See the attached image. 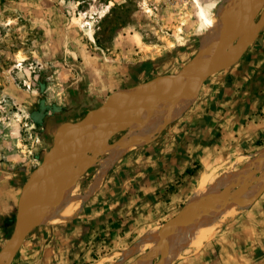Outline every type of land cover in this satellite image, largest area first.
<instances>
[{
    "label": "rangeland",
    "instance_id": "1",
    "mask_svg": "<svg viewBox=\"0 0 264 264\" xmlns=\"http://www.w3.org/2000/svg\"><path fill=\"white\" fill-rule=\"evenodd\" d=\"M220 7L222 12L217 19ZM201 15L216 17V27L211 30L213 38ZM263 15L264 0H0V230L5 229L0 250L14 233L24 186L42 166L63 130L99 109L113 94L112 100L134 85L185 68L200 55L204 42L209 44L212 40L204 57L208 52L207 60L215 62L225 60L229 50L238 43L243 46L255 44ZM255 56L254 52L249 53L234 66ZM231 68L204 78L200 92L212 78L226 74ZM196 84L199 92L200 84ZM146 107L143 109L147 110ZM190 107L172 123L183 122ZM130 112L106 118L93 125V129L91 127L94 132L85 131L82 137L79 135L69 160L52 161L47 173L34 181L37 184H33L35 190L32 187V193L30 190L31 198L38 199L37 195L45 198L53 187H61V181L64 186L71 185L74 194L85 191L97 173L100 160L94 158L93 161L90 149L102 150L96 145L105 142L112 146L122 137L126 129H120L113 136L106 132ZM164 128L154 136L162 133ZM155 137L114 163L100 187L101 192H105L103 198L93 194L64 224H37L9 264H84L79 254L89 253V249L94 252L93 264H176L200 254L221 234L231 231L235 220L262 194L263 147L249 151L247 157L222 154L217 162L193 167L191 192L177 212L171 213L165 208L145 232L138 228L125 232L121 238H113L112 234L120 227H115L114 223L109 227L106 215L100 213L101 208L107 207L101 202L109 198L105 196L108 192H112L111 174L114 171L126 174L131 166L136 167ZM83 139L94 142L90 141L92 144L87 146ZM65 145L58 149L62 157L68 151ZM64 163L67 165L63 167ZM205 176L207 182L199 188L200 180ZM258 181L263 182L262 189L246 200L243 197L246 191L255 187ZM236 204L246 205V209L230 219L220 209ZM208 214L211 223L209 220L206 223L211 226H207V230H212L213 237L210 235L200 249L184 245L186 225L191 222L190 226H194L190 220L194 222L203 217V221ZM92 219L97 223V229L89 225ZM80 238L84 241L82 245ZM89 241L92 243L88 244Z\"/></svg>",
    "mask_w": 264,
    "mask_h": 264
},
{
    "label": "crops",
    "instance_id": "2",
    "mask_svg": "<svg viewBox=\"0 0 264 264\" xmlns=\"http://www.w3.org/2000/svg\"><path fill=\"white\" fill-rule=\"evenodd\" d=\"M254 54L203 86L183 122L166 126L148 144L136 167L126 174H111L112 192L105 195L109 198L101 203L107 207L100 213L106 215L109 227L113 223L120 227L113 238L138 228L145 232L165 208L177 212L191 192L193 167L217 162L222 154L247 157L249 151L264 149V39ZM100 187L95 193L103 198ZM96 224L94 219L89 222L97 229ZM80 243H84L81 238ZM88 252L79 254L81 263L95 261L94 252ZM176 264H264V190L231 231Z\"/></svg>",
    "mask_w": 264,
    "mask_h": 264
},
{
    "label": "bare ground",
    "instance_id": "3",
    "mask_svg": "<svg viewBox=\"0 0 264 264\" xmlns=\"http://www.w3.org/2000/svg\"><path fill=\"white\" fill-rule=\"evenodd\" d=\"M227 7V6H226ZM238 7V6H237ZM201 8V7H200ZM247 8V7H245ZM224 9V8H223ZM203 9H201L202 12ZM246 10V9H245ZM248 10V8H247ZM246 10V11H247ZM218 13L216 16L217 19L220 18L219 15H221L222 12V7H220L218 10ZM226 11V10H225ZM200 12V14H202ZM240 14V13H239ZM224 15V14H223ZM222 15V16H223ZM202 20L205 21L208 29L210 30V36L211 38H213V35L211 33V30L214 29L215 26V20L216 17H212V18H207L204 15H201ZM221 16V17H222ZM244 17V16H243ZM242 18V17H241ZM224 19V18H222ZM226 19V17H225ZM221 19L218 20V22ZM217 22V25H219V23ZM222 21H220L221 23ZM242 34V33H241ZM210 39V37H209ZM210 40L209 44L208 42H204L202 45V51L200 50V55L197 56L195 64L200 65L202 63H207L208 61L210 62V60L208 59V52L206 53L205 57H204V51L209 50L208 48H210V44H211ZM223 42H217L219 45L224 43ZM216 43V42H215ZM214 44V43H213ZM238 44H242V43H238ZM237 44V45H238ZM201 45V44H200ZM210 45V46H209ZM215 45V44H214ZM236 45V46H237ZM209 46V47H208ZM217 46V44H216ZM239 46V45H238ZM215 47V46H213ZM212 48V47H211ZM214 51V49H212ZM211 50V52H212ZM231 51V50H229ZM213 53V52H212ZM211 53V55H212ZM210 55V56H211ZM229 55V54H228ZM227 55V56H228ZM227 56L225 58H227ZM212 60V59H211ZM199 81H192L190 83H186V84H182V86H177L176 88L173 89H169L167 91H165L166 95H165V100L163 99V102L160 104V102H158L156 105L155 103H153V106L150 107L147 110L143 109V107L139 108L138 111H134V113L130 112L126 115L125 118H123L122 120H120L119 122V127L121 128V130L126 129V133L120 137L117 141H115V143L111 146V145H96L98 147H102V150L97 149L96 147L90 149V151L92 152V156L91 158L94 161V158L99 159V162L97 164L98 169H97V173L95 174V177L93 178V181L91 184H89V186L85 189V191H83L81 194H74L73 193V188L70 185V187L64 186L62 185V181L60 182L61 187L58 188L57 187H53L52 190H50V193L45 197V198H41L42 195H37L36 198H32L34 200V203H32L33 207H31V215L33 217L34 221H37L38 223H42L45 225H60V224H64L66 222H68L69 220H71L76 214L77 212L81 209L82 205L87 201L88 198H90L101 186V183L104 179V176L106 175V173L111 169V167L114 165V163L120 159L122 156H124L127 152H129L130 150L145 144L147 142H149V140L151 139V137H155L154 135L159 133L164 126H166L169 123H172L176 120H178L179 118H181L184 114V112L186 111V109L188 107H190L195 98L198 95V84H196ZM121 100L120 97L114 99V101H119ZM136 110V109H135ZM126 120L129 121V123H126ZM111 121V120H109ZM103 124V123H101ZM107 124V123H106ZM95 125V124H94ZM100 126V125H99ZM98 126V127H99ZM102 126V125H101ZM104 126V125H103ZM106 126V125H105ZM113 127V126H112ZM95 128V126H94ZM107 128V127H106ZM93 129V127H92ZM91 128L88 130L89 132L92 130ZM98 128L96 129L97 132ZM100 127H99V131H100ZM95 130H92L91 132H94ZM88 132V133H89ZM90 132V133H91ZM94 134V133H93ZM98 134V133H97ZM92 135V134H91ZM81 136V135H80ZM89 136V134H88ZM82 137V136H81ZM94 137V136H93ZM102 137V136H101ZM96 138V137H95ZM99 138V137H98ZM105 139V138H104ZM99 140V139H98ZM101 142V141H100ZM151 142V141H150ZM87 143V142H86ZM96 143V142H95ZM94 143V144H95ZM98 144V143H96ZM92 147V146H91ZM89 150V149H88ZM58 152V151H57ZM64 152V151H63ZM61 153V152H60ZM259 154V153H258ZM262 155V154H261ZM87 156V155H86ZM78 158V156H76ZM75 157V158H76ZM64 158V157H63ZM95 159V160H96ZM69 160V158L67 159ZM67 160H63V162H66ZM76 160V159H75ZM91 160V159H90ZM259 160V159H258ZM58 161V160H57ZM80 161V160H79ZM59 162V161H58ZM56 163V162H55ZM53 163V164H55ZM262 163V162H261ZM73 164V163H72ZM87 164V162H86ZM62 165V164H61ZM64 165H67V163H64L62 166L64 167ZM56 166V165H55ZM86 168V167H85ZM57 169V168H56ZM75 169V168H73ZM62 170V168L60 169ZM58 171V170H57ZM73 171V170H72ZM76 171V169H75ZM82 171V170H81ZM61 172V171H59ZM57 172V173H59ZM69 172V171H68ZM60 174V173H59ZM70 174V173H69ZM72 174V173H71ZM70 174V175H71ZM78 174V173H77ZM208 174V173H207ZM264 174V173H263ZM76 176V175H75ZM211 176V175H210ZM72 177V176H71ZM73 178V177H72ZM71 178V179H72ZM256 178V177H255ZM259 178V177H258ZM41 179V178H40ZM69 179V178H68ZM241 179V178H240ZM67 180V178H66ZM209 181V180H208ZM66 182V181H64ZM207 182V177H202L199 183V188H201L205 183ZM256 183V182H255ZM254 183V184H255ZM37 184V181L34 185ZM263 184L262 181H258V184L255 187H251L248 191H246L245 195L243 197H245V199L247 200V198H251L253 197L258 190L261 188V185ZM41 184H39L40 186ZM207 186V185H206ZM205 186V187H206ZM35 186H33L34 188ZM38 187V186H37ZM36 187V188H37ZM204 187V186H203ZM218 187V186H217ZM223 187V186H222ZM31 189V193L32 190ZM239 189V188H238ZM262 189V188H261ZM35 190V188H34ZM37 190V189H36ZM208 190V189H207ZM210 190V189H209ZM208 190V191H209ZM242 190V189H241ZM203 191V190H202ZM215 191V190H214ZM260 191V190H259ZM238 192V191H237ZM36 193V191H35ZM205 194V193H202ZM229 194V193H228ZM227 194V195H228ZM35 195V194H34ZM206 195V194H205ZM199 196V195H198ZM223 196V195H222ZM237 196V195H236ZM236 196H234L233 198H235ZM31 197V194L29 195L28 198ZM33 197V195H32ZM227 197V196H225ZM256 197V196H255ZM201 198V197H200ZM198 198V199H200ZM203 199V198H202ZM244 199V200H245ZM253 199V198H252ZM196 200V199H195ZM223 200V199H222ZM236 200H239L236 199ZM241 200V199H240ZM252 201V200H251ZM194 202V201H193ZM196 202V201H195ZM234 202V200H233ZM241 202V201H239ZM237 204H240V203ZM249 202V201H248ZM50 203V206L48 207V204ZM230 203V202H229ZM243 203V202H241ZM245 203V201H244ZM243 203V204H244ZM234 204V203H233ZM224 205L223 207H220L221 210L225 211V216L232 218L235 215L241 213L242 211H244L246 209V205L245 206H240V205ZM242 204V205H243ZM248 204V203H247ZM250 204V203H249ZM192 205V204H191ZM199 207V206H198ZM249 207V206H248ZM193 208V207H192ZM217 209V208H216ZM216 209L213 207V211ZM40 210H43V212L40 213ZM219 210V209H218ZM217 210V211H218ZM247 210V209H246ZM212 211V212H213ZM209 214H211L210 211H208ZM207 212V213H208ZM206 218V220L202 221L201 218L203 219V217L205 216V214L203 215V217L199 218L197 220H195L193 222V219L190 220L192 221V223L194 224V226H190L191 222H189V226L188 224L185 226L186 229L183 233L184 238H186V242L184 243V245L186 244L187 246L190 247H199L203 244V242H205L209 236L211 235V231L212 230H207V226H211L209 223L210 222V218L211 216H209ZM213 214V213H212ZM216 214V213H215ZM214 214V215H215ZM207 215V214H206ZM213 215V216H214ZM222 215V214H221ZM223 216V215H222ZM226 217V218H227ZM197 218V217H196ZM221 219V218H220ZM225 218L223 217V220ZM209 220V223L207 224L206 221ZM185 222V221H184ZM205 222V223H204ZM214 222V221H212ZM222 223V222H221ZM41 224V225H42ZM176 224V223H175ZM195 224H197L195 226ZM218 224V223H215ZM39 225V224H38ZM213 225V224H212ZM221 225V224H220ZM44 226V225H43ZM215 226V225H214ZM213 226V227H214ZM219 226V224H218ZM212 227V228H213ZM220 227V226H219ZM210 228V227H209ZM175 229V228H174ZM173 229V230H174ZM177 229V228H176ZM216 230V229H215ZM182 231V232H183ZM217 231V230H216ZM178 232V231H177ZM176 232V235H177ZM181 232V233H182ZM219 232V231H218ZM172 233V232H171ZM175 234V233H174ZM182 236V235H181ZM182 236V237H183ZM212 236V235H211ZM216 236V235H215ZM172 237V236H171ZM175 237V236H174ZM213 237V236H212ZM152 239V238H151ZM179 239V238H178ZM185 240V239H184ZM212 240V239H211ZM146 241V240H145ZM171 241V240H170ZM164 242V241H163ZM162 242V244H164ZM149 244V243H148ZM170 244V242H169ZM182 245V243H181ZM144 246H146L144 244ZM171 246V245H170ZM203 246V245H202ZM180 247V246H178ZM141 248V246H140ZM139 248V249H140ZM157 248V247H156ZM164 248V246H163ZM171 248V247H170ZM134 249V248H133ZM149 249V247L147 248ZM165 249V248H164ZM138 250V249H137ZM141 250V249H140ZM132 252V251H131ZM176 252V251H175ZM180 252V251H179ZM178 252V253H179ZM177 253V252H176ZM180 254V253H179ZM162 255V254H161ZM170 255V254H169ZM146 256V255H145ZM166 256V255H164ZM174 256V255H172ZM169 257V256H168ZM181 257V256H180ZM163 258V257H162ZM173 258V257H172ZM179 258V257H178ZM143 259V258H142ZM165 259V258H163ZM170 261V260H169ZM138 262V261H137ZM144 262V261H143ZM146 262V261H145ZM162 262V261H161ZM165 262V261H164ZM169 263V262H168ZM137 264V263H136ZM143 264V263H142Z\"/></svg>",
    "mask_w": 264,
    "mask_h": 264
},
{
    "label": "water",
    "instance_id": "4",
    "mask_svg": "<svg viewBox=\"0 0 264 264\" xmlns=\"http://www.w3.org/2000/svg\"><path fill=\"white\" fill-rule=\"evenodd\" d=\"M263 23L264 18L261 22L262 28L258 31V40L255 42V44L233 47L230 49L231 51H229L227 58L223 61H208L207 63L197 65L195 64L196 59H194L185 68L170 72V74L159 75L150 81L134 85L133 87L127 89L125 94L122 96H120L119 93H115L116 95L118 94L120 96L121 100H112V97L114 96L113 94L103 103L99 109L89 112L82 121L68 127L66 130H63L62 134L55 141L53 149L50 150V152L45 156L42 166L29 178L27 184L23 188L18 202L16 227L12 237L0 250V264H9L10 259L19 250L25 237L35 228L37 224H42L34 221L31 215V207H33L32 203H34V201L31 198L32 195L30 198H28L30 195V190L33 187L34 181L40 180V178H42L47 173L49 164H51L52 161L62 160L63 157L66 159L73 155L72 153L75 152L73 150L76 148V145L73 144L79 135L85 131H88L94 124L100 123L104 119L111 116L119 117L128 111H132V113H134V111H138L139 108L144 106H147L146 108L149 109L153 106V103L156 105L158 102H160L161 104L167 93H165V91L176 88L182 84L190 83L192 81H199L198 83L200 84V92L201 82L204 78H207L219 71L231 68L246 55L254 52L262 44L264 39ZM121 119L118 120V123L115 127L107 130L106 133L108 136H113L116 132L120 131L121 128L119 127V122ZM127 121L128 120H126V123ZM90 141L94 142L93 139H85L83 143L85 144L87 142L86 145L89 146V144H92ZM104 144L107 145L105 142ZM64 145L68 151L65 156L62 157L57 151ZM41 212H43V210H40V213Z\"/></svg>",
    "mask_w": 264,
    "mask_h": 264
}]
</instances>
